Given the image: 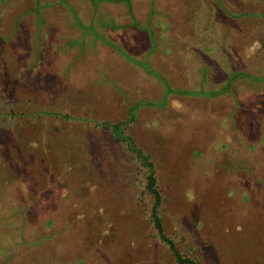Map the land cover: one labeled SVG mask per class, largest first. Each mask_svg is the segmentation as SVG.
<instances>
[{
  "label": "rangeland",
  "instance_id": "obj_1",
  "mask_svg": "<svg viewBox=\"0 0 264 264\" xmlns=\"http://www.w3.org/2000/svg\"><path fill=\"white\" fill-rule=\"evenodd\" d=\"M130 141L184 255L264 264V0H0V264H175Z\"/></svg>",
  "mask_w": 264,
  "mask_h": 264
},
{
  "label": "trees",
  "instance_id": "obj_2",
  "mask_svg": "<svg viewBox=\"0 0 264 264\" xmlns=\"http://www.w3.org/2000/svg\"><path fill=\"white\" fill-rule=\"evenodd\" d=\"M3 65H6V63H3ZM120 123L121 124L113 125L111 127V129H113L112 133L115 135V138L118 141H123L125 138L129 140V138L125 136L122 131L119 130L123 122ZM129 144H132V147H130L129 145L128 146L135 153L139 162L140 161L143 162L142 164L147 168L146 189L148 190L149 194L153 197V204H152L150 216H151V221L154 224V227L157 231L158 237L162 240V242H164L168 246L170 255L173 261L175 262V264H197L195 259L187 255H184L183 252L180 251L175 240L169 235H167L165 232L163 221L159 212V208L163 200V194H162V190L158 187L157 177L155 174V167L151 157L146 155L143 149H141L140 147L138 146L134 147L131 141L129 142Z\"/></svg>",
  "mask_w": 264,
  "mask_h": 264
}]
</instances>
